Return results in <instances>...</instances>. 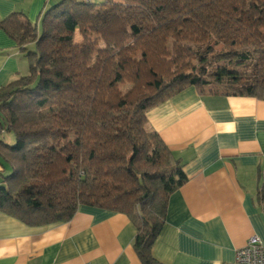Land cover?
<instances>
[{
    "label": "trees",
    "instance_id": "1",
    "mask_svg": "<svg viewBox=\"0 0 264 264\" xmlns=\"http://www.w3.org/2000/svg\"><path fill=\"white\" fill-rule=\"evenodd\" d=\"M0 28L29 60L0 92V211L30 226L122 212L141 262L163 264L153 246L188 177L147 112L189 87L264 99V0H61Z\"/></svg>",
    "mask_w": 264,
    "mask_h": 264
},
{
    "label": "crops",
    "instance_id": "2",
    "mask_svg": "<svg viewBox=\"0 0 264 264\" xmlns=\"http://www.w3.org/2000/svg\"><path fill=\"white\" fill-rule=\"evenodd\" d=\"M60 1L0 0V20L19 12L36 23ZM28 73L26 53L0 28V85ZM147 119L188 177L169 198L154 257L163 264H234L251 237L264 244V99L189 87ZM136 235L125 213L89 205L69 221L43 226L0 211V264H143Z\"/></svg>",
    "mask_w": 264,
    "mask_h": 264
},
{
    "label": "built area",
    "instance_id": "3",
    "mask_svg": "<svg viewBox=\"0 0 264 264\" xmlns=\"http://www.w3.org/2000/svg\"><path fill=\"white\" fill-rule=\"evenodd\" d=\"M2 89L0 85V92ZM234 264H264V244L258 236L251 237L244 247L238 249Z\"/></svg>",
    "mask_w": 264,
    "mask_h": 264
},
{
    "label": "rangeland",
    "instance_id": "4",
    "mask_svg": "<svg viewBox=\"0 0 264 264\" xmlns=\"http://www.w3.org/2000/svg\"><path fill=\"white\" fill-rule=\"evenodd\" d=\"M94 2H96V3H101V2H103L104 0H93ZM39 28L41 29V24H39ZM34 46H32V48H33ZM6 138H7V140L10 142V140H12V136L11 135H9V134H7V136H6Z\"/></svg>",
    "mask_w": 264,
    "mask_h": 264
}]
</instances>
